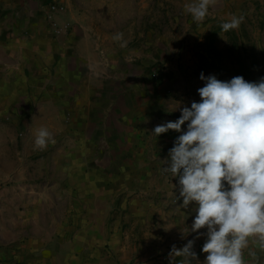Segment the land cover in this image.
Instances as JSON below:
<instances>
[{
  "label": "crops",
  "instance_id": "obj_1",
  "mask_svg": "<svg viewBox=\"0 0 264 264\" xmlns=\"http://www.w3.org/2000/svg\"><path fill=\"white\" fill-rule=\"evenodd\" d=\"M188 2L0 0V264H179L195 205L161 171L180 133L152 131L200 101L192 73L227 54L232 15L242 55L264 57V0H218L202 23Z\"/></svg>",
  "mask_w": 264,
  "mask_h": 264
},
{
  "label": "clouds",
  "instance_id": "obj_2",
  "mask_svg": "<svg viewBox=\"0 0 264 264\" xmlns=\"http://www.w3.org/2000/svg\"><path fill=\"white\" fill-rule=\"evenodd\" d=\"M218 0H190L184 12L202 23ZM243 16L232 15L221 24L223 32L239 29ZM123 33L113 40L121 41ZM197 89L200 101L177 107L180 116L155 126L159 137L170 130L180 133L163 160L161 171L178 178L176 201L183 208L195 205V216L187 234L206 236L200 261L192 250L195 239L177 248L169 257L179 264H249L245 254L257 259L264 252V77L258 82L235 76L229 81L204 76ZM170 111V112H172ZM186 125V130L184 126ZM55 144L47 127L34 135V148L45 150ZM166 165V166H165ZM177 188V186H176ZM205 229V232H201Z\"/></svg>",
  "mask_w": 264,
  "mask_h": 264
},
{
  "label": "rangeland",
  "instance_id": "obj_3",
  "mask_svg": "<svg viewBox=\"0 0 264 264\" xmlns=\"http://www.w3.org/2000/svg\"><path fill=\"white\" fill-rule=\"evenodd\" d=\"M234 32H235V30H232L231 34H229L230 46H229V49L227 51V54L219 53V55L216 58L218 65L214 66V68H212V69L211 68L206 69L204 67L202 73L204 74V76L207 77L210 75L209 73L211 72L212 75H215L217 77V79L224 78L226 76L233 77V76H235V74H237L238 76H243V78L249 82L250 81L252 82L253 78L258 77L259 79H261L262 77H264V57H261V56H259V57H257V56L247 57V56L243 55L244 60L248 61L251 64L252 69L249 72H247L245 75H241L239 73V67H238V64L236 62V59H237V55L241 53V47H240V42H239L238 38L236 40H233V36L236 33V32L235 33ZM235 36H237V35H235ZM245 42H246L248 47L249 46L251 47V45H252V48L257 47V45L253 44V42L252 43L248 42V41H245ZM252 61H254V63ZM197 73L196 72L192 73V77L195 78L194 75H198V77H200V74H197Z\"/></svg>",
  "mask_w": 264,
  "mask_h": 264
},
{
  "label": "trees",
  "instance_id": "obj_4",
  "mask_svg": "<svg viewBox=\"0 0 264 264\" xmlns=\"http://www.w3.org/2000/svg\"><path fill=\"white\" fill-rule=\"evenodd\" d=\"M218 30H221V27H219L218 28ZM232 31V30H231ZM231 31H229V32H226L227 33V35L229 36V34H231ZM235 33V32H234ZM235 35H236V33H235ZM233 36V40H236L238 37L237 36ZM232 40V39H231ZM241 54V53H240ZM238 54L237 55V59H236V62H237V64H238V67H239V73L241 74V75H245L247 72H249L250 70H251V68L250 67H252L251 66V64H249L248 63V61H246V60H244V56L241 54ZM253 63H254V61H252ZM251 62V63H252Z\"/></svg>",
  "mask_w": 264,
  "mask_h": 264
},
{
  "label": "built area",
  "instance_id": "obj_5",
  "mask_svg": "<svg viewBox=\"0 0 264 264\" xmlns=\"http://www.w3.org/2000/svg\"><path fill=\"white\" fill-rule=\"evenodd\" d=\"M55 7H56V6L53 5L51 8H52V9H55Z\"/></svg>",
  "mask_w": 264,
  "mask_h": 264
}]
</instances>
